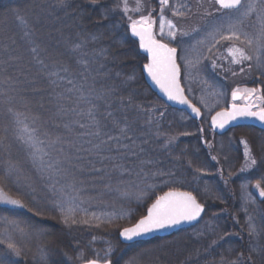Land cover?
I'll return each instance as SVG.
<instances>
[{"label":"trees","instance_id":"1","mask_svg":"<svg viewBox=\"0 0 264 264\" xmlns=\"http://www.w3.org/2000/svg\"><path fill=\"white\" fill-rule=\"evenodd\" d=\"M65 5L60 7L58 0H0V137H6L0 143V176L9 159L19 169L18 175L0 187L26 204L18 208L0 203V220H15L28 233L22 235L0 222V239L14 233L17 245L23 249L22 255L16 257L0 245V257L6 256L12 264H40L43 249L48 264H82L97 258V254L104 257L111 249L108 258L114 264L132 259L135 264H169L167 254L177 256V264H217L230 248V257H234L231 264H251L252 250L245 251L253 239L249 223L256 230H263L264 218L255 212L247 221L246 215L236 210L241 202L238 191L244 184L239 152L234 149L233 161L222 152L212 162V151L199 138V127L206 128L204 121L192 122L149 90L141 72L146 60L129 32V20L117 7V0H97L95 5L91 0H65ZM76 44L82 47L73 51ZM34 47L47 69L33 59ZM62 66L69 71L63 72ZM50 72L56 75L50 76ZM129 76L135 79L129 80ZM226 79L227 91L234 86H256L264 96L261 70L251 68ZM50 81H56L59 87ZM90 88L93 91L89 92ZM107 90H111L110 94ZM81 94L97 107L77 103ZM6 98L11 99V104L6 103ZM9 106L46 142L44 151L49 155L44 160L52 165L51 169L42 173L32 164L26 147L14 139L13 118L6 112ZM72 108L82 115L70 111ZM90 108L95 121L88 116ZM108 112L112 115L107 116ZM33 118H38L35 123ZM244 130L260 137L263 134L246 128L226 136ZM97 131L99 136L93 134ZM109 136L114 139L109 140ZM57 138L58 142L50 143ZM147 175L159 186L167 181L170 189L192 192L206 206L205 215L188 232L124 244L119 239L120 230L140 219L155 200L153 194L160 191V187L155 188L156 192L154 188L147 191ZM52 183L63 188L65 199L74 198L70 202L76 209V219L93 218L100 225L94 229L62 224L59 213L51 211L48 185ZM36 211L43 214L34 215ZM123 212L131 216L130 220L116 226L113 221L118 217L113 214ZM99 217L103 221L95 219ZM203 228L212 229V235H204L205 244L193 242V230L206 234ZM37 229L46 235H38ZM189 232V238L180 239ZM214 237L220 239V246L210 250L208 243ZM91 239L97 241L100 251L74 260L72 253L88 246ZM175 239H179L176 247L161 248ZM160 249L164 252L160 253ZM189 253L194 255L186 261ZM225 259L230 263L226 256ZM258 259L253 264H264V256Z\"/></svg>","mask_w":264,"mask_h":264},{"label":"snow or ice","instance_id":"2","mask_svg":"<svg viewBox=\"0 0 264 264\" xmlns=\"http://www.w3.org/2000/svg\"><path fill=\"white\" fill-rule=\"evenodd\" d=\"M59 6L64 7L65 0H58ZM91 3L95 5L97 0H91ZM161 12L164 11L165 7L169 5V0H159ZM197 3H200V0H197ZM209 3L215 8V12L218 13V16L215 18L218 20V23L213 25L211 30L208 31L207 36L197 42L199 45H208V52L211 54L212 50L221 44L223 41H230L231 46H229L226 51L228 56L231 57L230 63L232 65H243L245 62H248V67H253V62L255 66L261 70V74L264 75V0H209ZM122 10L125 14L129 11L128 0H121ZM143 5V0H136V11H140ZM184 8V5H180L179 8L173 6L172 14L174 16H184L185 12L181 9ZM205 16L212 15V13L205 10ZM255 15L256 22L259 24V28L256 29L255 33H250L245 31L246 28L252 27L256 28L255 24H250L249 19ZM104 19H107V15L102 13ZM17 17L23 22V18ZM129 24V29L133 37L139 39V48L144 50L147 53V63L143 65V70L151 77L152 81L160 88V90L165 94L168 100L177 101L181 104H187L191 108L192 112L197 116L200 115V110L193 106L184 96V91L180 86L179 75L180 67L177 64V48L170 47L168 43H164L161 40L157 39L153 32L154 21L149 15H141L139 19H131ZM165 25H167L168 31L167 36L172 40L176 39L177 31L176 25L171 20H165L163 15L160 17V33L163 36L165 34ZM193 32L199 34V29L193 28ZM180 35L187 36L188 32H180ZM95 39V37H93ZM82 45L76 44L73 51L80 49ZM196 47L195 45L193 46ZM32 52L35 54L33 59L36 60L43 68L47 69L44 61L39 59V51L37 48H32ZM199 60L197 61V63ZM189 61H185L186 66L189 64ZM213 66H216V61H213ZM65 73L69 71L67 67L61 68ZM240 71L243 72L244 68L241 67ZM236 73L233 72V75ZM50 76H55V72H50ZM63 79V77H61ZM129 80L135 79L134 76H129ZM56 87H59V84L56 81H50ZM69 84H73L72 80H68ZM75 87V86H74ZM93 89H89V92ZM110 94L111 90H107ZM259 92L258 89H234L232 91V99L236 101L238 99H243L246 101L243 105H237L233 103L231 108L227 111L217 112L212 117V126L214 128H224L227 123L233 121L237 118H255L261 122H264V97L257 95ZM260 101L258 104L252 102V98ZM77 103H91L92 108L97 106L87 99L83 94L77 97ZM6 103L11 104V99L6 98ZM92 108L88 111V116L92 118L93 121L96 120L95 115L92 111ZM255 109V110H254ZM70 111L76 112L75 108L70 109ZM6 112L12 115L14 123V139L21 144H23L28 150V156L31 159V162L34 166L40 168L41 172H45L48 169L52 168L50 163H46L44 160L45 156L49 154L44 151L46 142L39 139L37 135V129L35 127L30 128L25 124L19 117V113H14L12 107H7ZM77 115H82L81 112H76ZM112 113L108 112L107 116H111ZM163 115V113H161ZM36 119L33 118V123L36 122ZM98 126V122H97ZM81 128H84V124H80ZM121 132H124L125 129H120ZM203 133L204 129H200ZM96 136H99L101 133L99 131L93 133ZM187 135V133H185ZM6 137H0V143ZM109 140L114 139V137L109 136ZM174 139V138H173ZM57 140H53L50 143L55 144ZM171 141H166L169 143ZM104 143V141H101ZM240 143L245 146V159L247 161L246 167H252L257 164V160L252 157L251 150L248 147L247 141L241 140ZM95 147H99L98 145ZM5 150H7L8 145H4ZM213 160H216L217 157L213 156ZM6 167L4 169L3 176H0V184L4 181L9 180L12 176L18 175V166L12 160H7L5 162ZM56 171H59L57 168ZM58 183V182H57ZM256 188L259 189L260 197H264V188H261L260 182H257ZM49 191L52 193L51 211L58 212L60 219L65 225L76 224V209L72 206L70 199H65V193L63 188H57L55 183L48 185ZM34 191V189H33ZM144 195V193H142ZM0 203L11 205L18 208L26 207L25 202L20 198H13L4 191L3 187H0ZM204 205L198 202L197 197L193 195L192 192L188 191H179L176 189L169 190L163 195H158L155 197V200L147 208V214L142 215L140 219L131 227H125L119 232V236L125 241H132L137 237L146 235L151 232L163 230L166 228H172L181 223L191 222L197 220L201 217V214L204 212ZM29 211H32L29 208ZM43 213L36 211L34 215H42ZM0 222L11 225L13 229L22 235H26L27 229L21 227L20 223L15 220H9L8 218H2ZM83 223H88L87 220L82 221ZM36 233L40 236L46 235L45 232L36 230ZM249 234L254 236L256 235V229L249 223ZM0 245H5L9 252L16 256L20 257L22 255L23 249L17 245L14 239L10 236H6L4 239H0ZM109 251H106L104 257L88 259L84 264H114V261L109 259ZM252 251H256L255 248ZM77 259H81L80 256ZM251 260V256L249 257ZM0 264H12V262L5 257H0ZM40 264H48V257L46 252L41 249L40 252Z\"/></svg>","mask_w":264,"mask_h":264},{"label":"rangeland","instance_id":"3","mask_svg":"<svg viewBox=\"0 0 264 264\" xmlns=\"http://www.w3.org/2000/svg\"><path fill=\"white\" fill-rule=\"evenodd\" d=\"M117 3L118 5H120L121 0H117ZM128 5H129V11L127 14L123 12L122 5L118 7L120 11H122V13L126 15L128 20L129 17H131V19H139L141 15L151 14V18L154 21L153 32L156 38L164 43H168L170 47L177 48V64L180 67V83L182 89L184 90L187 99L202 112L204 117L203 121L206 128L199 127L200 129H204L203 133L199 131L200 133L199 138H201L200 139L201 143L208 150L212 151L211 152L212 157L213 156L217 157L219 154L224 152V154H227V157L233 161L234 149L239 152V157L242 158L240 173L244 177V184L242 183L243 188L239 189L238 191V193L241 194L240 195L241 202L236 210L239 211L240 214L243 213L244 215H246L245 218L247 221L252 219L255 212L256 213L258 212L264 218V198L259 200V189L256 188L257 182H260L261 188H264V142H262L264 141V133L262 134V137H260L259 135L253 133L251 130L249 131L244 130L242 132H238L237 134L233 133L230 134L229 136H226L227 134H225L221 137H217L206 126V121L215 111L219 109H224L226 108L227 105L231 104L230 96L234 89L237 88L240 90H243L245 88L257 89L256 86L253 87L234 86L230 89V91L229 90L227 91V86L225 83V81L227 80L226 77L232 76L233 72L239 74V73H245L246 71H250L251 69L248 67V62H245L243 65H232L230 63L231 57L228 56L226 49L229 46H231L232 42L223 41L221 44L217 45V47L212 50L211 54H209L208 52L207 44L205 45L197 44L198 41H200L201 39L207 36V33L208 31L211 30L212 26L218 23V20L215 18L216 16H218V13L215 12V8L209 3V0H200L199 4L197 3V0H169V5L165 7L163 12H161L159 0H143V5L140 11L135 10L136 0H128ZM180 5H184V8L181 10L185 12V15L174 16L172 14L173 6L179 8ZM205 10L212 13V15L205 16L204 15ZM161 15H163L165 20H171L176 25L177 36L175 40H172L170 37L167 36L166 34L168 31L167 25H165V34L163 36L161 35L160 33ZM130 23L131 21L129 20L128 26ZM249 23L255 24L256 28L249 27L246 28L245 31L254 34L256 29L259 28V24L256 22L255 15L250 17ZM193 28L199 29L200 30L199 34L193 32L192 31ZM180 32H188L189 34L187 36H183L179 34ZM194 45L196 46L195 48L193 47ZM186 60L190 62L187 66L185 64ZM198 60L199 62L197 63ZM214 60L216 61L215 67L213 66ZM241 67L244 68L243 72L240 71ZM252 68L256 72L259 70L255 66L254 62ZM257 95L264 97L262 93H260V91L257 93ZM252 102L254 104L260 103V101L255 100L254 97L252 98ZM237 104L242 105L243 102L240 101ZM241 129H246V128H241ZM241 140L247 141L248 147L251 150L252 157L257 160V164L255 166L246 167L247 161L244 155L245 146L244 144L240 143ZM212 162H215V160L212 159ZM153 180L154 179H151L149 175H147V177L145 178V183H146L145 186L147 188V191L153 188L154 189L156 188L158 190V187H160V191H158L156 194L154 193L153 196L161 195L160 193L172 190L168 188L170 185L166 184L168 183L167 181L161 182L162 184L159 186V184ZM192 181L193 180L191 179L189 182ZM234 184L235 183L231 184L233 189H234ZM154 189L152 191H154ZM156 189L155 192L157 191ZM204 207L206 211V206ZM113 217L114 218L118 217V220L113 221L115 222L113 224H116L117 226V224L119 223L129 221L131 216L129 217V214L127 212H123L120 214L115 213L113 214ZM92 219H87L88 223H83L82 221L86 219L80 217L77 219L76 224H70L68 226L77 225L78 227L84 226V227H93L94 229H96V227L100 225L97 223L100 222L94 223ZM95 219H97V221H103L101 217ZM191 229L184 230L181 232H188ZM204 231L206 234L201 233L200 230L199 232L198 230L197 231L193 230L194 232L192 233L194 236L193 237L194 239H192L193 242L206 243L205 238L208 235H212L213 230L212 229L210 230V228H208L207 230L205 229ZM8 236L14 238L16 243H19L18 240L15 238L14 233L13 234L9 233ZM180 237H181L180 239L189 238L190 232L188 234L181 235ZM167 238H162V239H167ZM223 238L226 239V237ZM252 238L253 239L248 245V248L245 246L246 252L252 250L253 248L256 249V251H252V256L254 258L251 257L250 260L251 264H253V262L255 263L259 261L258 258L260 257V255L264 256V229L260 230V228H258L256 230V235H254ZM154 239H160V238H154ZM177 240L175 239L174 241H170L169 243H167L166 246H162L161 248L167 246L169 248L176 247L179 244V239ZM218 241H220L218 237L217 238L214 237L210 240V242L208 243L210 250L212 248L216 249L217 246H220L218 245ZM88 244H89L88 246L83 245L81 249L75 250L72 253V258H74V260H80L77 259L78 256H80L81 259H83L86 258V254L93 253L96 255L97 252L100 251L98 243L95 239H91V241L88 240ZM226 247L227 248L229 247L228 244H226ZM159 252L160 253L164 252V249L163 250L160 249ZM63 253L67 254L66 251H64ZM193 253L195 252L193 251ZM193 253H189L188 255H186L187 258L184 256L186 261H190V257H193L194 255ZM167 255L168 257H170L169 264H177V261H179V258H177V256H175L174 254L171 255L167 254ZM225 256L228 259H230V263H226L227 259H225ZM232 258L230 257V248H228L226 249V253L222 255V260L220 259L221 263H217V264H231L233 263V261H231L233 260ZM135 263L136 262H134V259H132V261L126 262L125 264H135Z\"/></svg>","mask_w":264,"mask_h":264},{"label":"water","instance_id":"4","mask_svg":"<svg viewBox=\"0 0 264 264\" xmlns=\"http://www.w3.org/2000/svg\"><path fill=\"white\" fill-rule=\"evenodd\" d=\"M131 32V31H130ZM134 39L138 42V49H139V52L140 54L146 59V63H147V53L140 49L139 48V39L137 37H134ZM141 72L143 74V78H144V81L146 83V85L148 86L149 90L161 101L163 102L164 104H166L168 107H170L171 109L173 110H176V111H179V112H183L187 115V117L194 121V122H201L202 119H203V114L202 112L200 111V115L197 116L195 113L192 112L191 108L188 107L187 104H181L177 101H171V100H168V98L165 96V94L160 90V88L152 81L151 77L148 76V74L143 70V66L141 67ZM179 82H180V75H179ZM181 86V84H180ZM182 88V87H181ZM185 96V94H184ZM186 98V96H185ZM187 99V98H186ZM188 100V99H187ZM230 100L232 103H236L242 99H238L236 101H233L232 99V94H231V97H230ZM189 101V100H188ZM244 104L246 103V101L244 100L243 101ZM189 103H191L189 101ZM192 104V103H191ZM193 105V104H192ZM232 105V104H231ZM231 105H229L227 107V109H221V110H217L215 111L207 120V127L212 131V133L218 137H221L223 135H225L226 133H228L230 130H233V129H236V128H242V127H251V128H255L257 130H261V131H264V122H261L259 121L258 119H255V118H237L233 121H230L229 123H227L225 125L224 128H214L212 126V117L217 113V112H220V111H227L231 108ZM195 106V105H193ZM196 107V106H195ZM167 192V191H166ZM165 193V192H164ZM164 193H162L161 195H163ZM264 197H260L259 195V200L263 199ZM151 205V204H150ZM149 205V206H150ZM148 206V207H149ZM147 207V208H148ZM205 209V207H204ZM205 212V210H204ZM204 212L201 214V217H199L197 220H194V221H191V222H185V223H181L177 226H174L172 228H166V229H163V230H159V231H155V232H151V233H148L146 235H143V236H140V237H137L135 238L134 240L132 241H125L123 240V238H120V241L124 244H132V243H136V242H141V241H149V240H152L154 238H167V237H170L172 235H174L175 233L177 232H180V231H184V230H188V229H191L193 227H195L197 224H199V222L201 221V219L203 218V215H204ZM147 214V209L145 211V214ZM133 226V225H132ZM131 227V226H130Z\"/></svg>","mask_w":264,"mask_h":264}]
</instances>
